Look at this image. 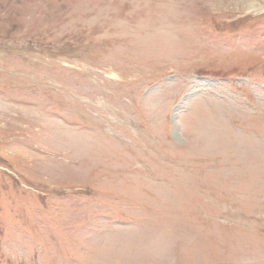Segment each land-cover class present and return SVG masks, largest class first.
Returning <instances> with one entry per match:
<instances>
[{
	"label": "rangeland",
	"instance_id": "374dc122",
	"mask_svg": "<svg viewBox=\"0 0 264 264\" xmlns=\"http://www.w3.org/2000/svg\"><path fill=\"white\" fill-rule=\"evenodd\" d=\"M0 264H264V0H0Z\"/></svg>",
	"mask_w": 264,
	"mask_h": 264
}]
</instances>
